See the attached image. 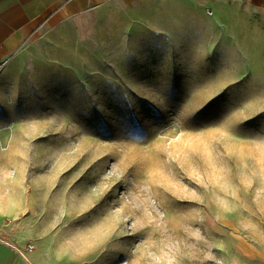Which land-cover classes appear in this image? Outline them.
I'll return each mask as SVG.
<instances>
[{"label":"rangeland","instance_id":"rangeland-1","mask_svg":"<svg viewBox=\"0 0 264 264\" xmlns=\"http://www.w3.org/2000/svg\"><path fill=\"white\" fill-rule=\"evenodd\" d=\"M12 56L1 238L48 229L69 264H264L263 12L111 0Z\"/></svg>","mask_w":264,"mask_h":264},{"label":"crops","instance_id":"crops-1","mask_svg":"<svg viewBox=\"0 0 264 264\" xmlns=\"http://www.w3.org/2000/svg\"><path fill=\"white\" fill-rule=\"evenodd\" d=\"M111 0H0V65L11 59L27 36L39 25L51 18L81 20L87 13ZM204 5L214 9L221 6H237L246 11L264 13V0H201ZM223 13L222 11L218 12ZM23 206V210H26ZM22 211V209H21ZM22 222H44L37 216L30 215ZM54 222V220H53ZM43 227V225H42ZM58 231V230H57ZM52 236L55 240V234ZM48 229L36 235L33 247H26V239L13 243L0 237V264H69L62 257L50 256L57 253L58 246L43 243ZM29 237V236H28ZM27 237V238H28ZM18 245V246H17ZM71 250V247H68ZM70 253V251H69Z\"/></svg>","mask_w":264,"mask_h":264},{"label":"built area","instance_id":"built-area-1","mask_svg":"<svg viewBox=\"0 0 264 264\" xmlns=\"http://www.w3.org/2000/svg\"><path fill=\"white\" fill-rule=\"evenodd\" d=\"M209 14H211V12L209 11Z\"/></svg>","mask_w":264,"mask_h":264}]
</instances>
